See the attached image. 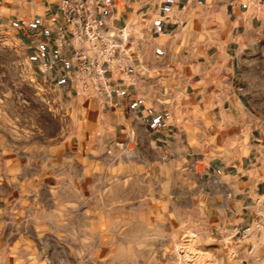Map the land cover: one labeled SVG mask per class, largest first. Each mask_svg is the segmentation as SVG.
<instances>
[{
	"label": "rangeland",
	"instance_id": "obj_1",
	"mask_svg": "<svg viewBox=\"0 0 264 264\" xmlns=\"http://www.w3.org/2000/svg\"><path fill=\"white\" fill-rule=\"evenodd\" d=\"M43 71L17 33L0 28V264H264V209L245 203L237 216L230 193L197 191L202 160L229 170L244 152L246 131L230 130L219 111L229 104L219 74L191 82V96L205 89L186 115L193 146L173 148L142 126L136 145L95 127L101 115L88 112L79 83L43 82ZM169 86L158 84L162 106Z\"/></svg>",
	"mask_w": 264,
	"mask_h": 264
},
{
	"label": "crops",
	"instance_id": "obj_2",
	"mask_svg": "<svg viewBox=\"0 0 264 264\" xmlns=\"http://www.w3.org/2000/svg\"><path fill=\"white\" fill-rule=\"evenodd\" d=\"M65 1L0 0V28L15 31L29 56H37L44 70L40 81L60 85L73 78L88 112L101 115L95 127L120 130L136 145L142 126L155 142L158 132L167 135L166 143L174 148L193 146L190 130L195 127L186 115L191 97L201 93L204 98L205 89L193 96L188 89L195 76L199 87L205 85L214 70L212 79L219 74L229 91V104L219 111L230 114V130L246 131L237 143L244 152L226 164L229 170L202 160L197 191L230 193L228 209H236L237 216L245 203L264 209V0H88L101 27L120 44L99 57L108 70L111 95H99L77 78L75 50L94 51L73 37L72 7L64 8ZM167 81L172 101L162 106L158 84ZM178 97L187 104L175 102ZM178 114L181 121L174 119ZM238 195L244 196L239 200Z\"/></svg>",
	"mask_w": 264,
	"mask_h": 264
},
{
	"label": "built area",
	"instance_id": "obj_3",
	"mask_svg": "<svg viewBox=\"0 0 264 264\" xmlns=\"http://www.w3.org/2000/svg\"><path fill=\"white\" fill-rule=\"evenodd\" d=\"M68 7H72L69 17L73 25V37L94 51V55H90L85 49L75 50L77 72L85 87H91L99 95H111L108 70L104 65L105 61L99 57L112 54L120 44L101 27L98 17L89 7L88 0H77L73 3L66 0L64 8Z\"/></svg>",
	"mask_w": 264,
	"mask_h": 264
}]
</instances>
